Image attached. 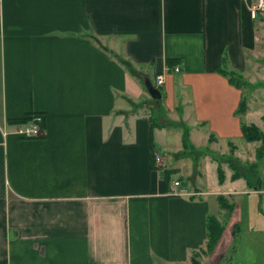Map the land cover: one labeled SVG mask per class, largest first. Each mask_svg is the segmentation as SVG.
<instances>
[{
    "label": "crops",
    "instance_id": "obj_1",
    "mask_svg": "<svg viewBox=\"0 0 264 264\" xmlns=\"http://www.w3.org/2000/svg\"><path fill=\"white\" fill-rule=\"evenodd\" d=\"M252 3L0 0V264H189L205 249V198L234 196L241 179L264 217V13L252 19ZM218 68L263 89L241 118L242 91ZM156 75L158 101L142 95ZM164 115L188 137L203 131L209 148L225 143L238 164L250 160L251 173L239 167L249 178L232 173L225 186L223 173L210 192L204 163L195 197L181 178L167 184L154 163L166 162L155 140ZM26 116L42 117L41 137L11 134L8 121ZM241 123L263 133L254 158L232 142Z\"/></svg>",
    "mask_w": 264,
    "mask_h": 264
},
{
    "label": "rangeland",
    "instance_id": "obj_2",
    "mask_svg": "<svg viewBox=\"0 0 264 264\" xmlns=\"http://www.w3.org/2000/svg\"><path fill=\"white\" fill-rule=\"evenodd\" d=\"M129 68L133 69L131 66ZM151 80L152 77L150 76V81ZM262 90V88L253 87L242 89L247 108L248 103L252 102L255 95ZM144 92L145 94L142 95L146 97L147 92ZM150 103L152 104L151 108L155 107L154 109L164 112L162 107H158L156 104L157 102L151 101ZM256 107L257 106L253 105V109ZM156 114L158 116V113H154L155 124L157 122L159 123L158 119H156ZM243 115H241V117H243ZM163 120L164 123L169 124L163 127L165 129L164 132H159L155 136V140L159 148L165 152L166 162L161 157L159 164L156 166L165 173L167 171H174L170 174L171 178H181V188L190 193V197H195L198 194L197 192L202 189V185L199 182V173L204 163V170H202L204 175L203 185L208 191L215 192L221 189L218 182V166L226 176L228 183L225 186H228L230 183L229 176H231L233 172L226 166L229 165V160L231 161V154L226 153L227 146L225 143L221 142L216 150L213 149V147L209 148L204 135L202 136L203 131L201 133L199 130L200 133L197 134L190 132L189 137H187V146H184V131L183 128L179 127L180 124L170 123L171 121H168L165 115ZM156 126L158 125L156 124ZM261 135L263 137V133H261ZM232 142L239 148V154L241 156L243 151L244 155H251L246 158H254L253 147L255 144L247 143L243 138L236 139ZM206 161L210 162V164ZM249 164L250 160L245 165L239 164V167H246L251 170ZM239 171H241V169ZM227 176L229 178H227ZM241 180L245 181L244 179ZM242 181L237 182L240 184L233 188L238 193L232 197L224 196L228 204H234V208L237 211L236 217L239 218V220H237L239 226L233 227V224L231 223L232 225H230L229 223L230 216L233 212L227 216L226 211H220L218 202L214 197L208 196L205 198L209 205V214L215 216L222 222L224 231H229V233L224 234L223 232L224 235L221 237L212 253H204L203 255L206 257H203V255L200 257L199 254L197 259L199 264H264V217L257 211V208L259 209V199L257 195L239 193L242 190L249 191L251 188L249 185L246 186L243 184V186L241 184ZM189 264H191V262H189Z\"/></svg>",
    "mask_w": 264,
    "mask_h": 264
},
{
    "label": "trees",
    "instance_id": "obj_3",
    "mask_svg": "<svg viewBox=\"0 0 264 264\" xmlns=\"http://www.w3.org/2000/svg\"><path fill=\"white\" fill-rule=\"evenodd\" d=\"M170 67L172 68L174 66L173 63H169ZM173 69V68H172ZM216 72L218 74H220L221 76H223L227 82L233 86L234 88L241 90L244 88L249 87V85L247 84V82L238 74L228 71V70H224L223 68H218L216 69ZM159 91L161 92L162 95V91L161 89H159ZM162 98V96H161ZM247 111V107H246V99L245 96L242 94L240 102L238 104V108L235 111V115L237 117H240L241 115L245 114ZM31 120L30 116H26L23 118H19V119H13V120H9V124L10 125H22V124H27L29 123ZM241 133H242V138L248 142H256V141H262V135L261 132L258 131V129L254 126V125H246L244 123H241ZM183 142H184V146H187V137H188V129L185 128L184 130V134H183ZM214 140L213 136L209 138V142H212ZM264 142V141H263ZM230 150L233 152L234 148L230 145ZM232 154V153H231ZM231 161L229 160V168L233 171V175H232V180H238L241 177H245L246 179L249 178L248 174L244 175V173L240 172V168H239V164L238 162L232 158V156H230ZM229 158V159H230ZM242 168V167H241ZM251 170H247V173H251ZM174 171H167L165 173L164 176V180L167 184H169V181L171 179L170 174L173 173ZM217 174H218V182L219 184L223 183V172L221 170V168L218 166L217 167ZM217 201L219 204V207L221 210H224L227 212V216H229V214L232 212L233 209V205L232 204H228L223 196H218L217 197ZM205 226H206V242H205V249L202 254L204 253H212L213 250L215 249L216 245L218 244L219 240L221 239L223 232H224V225L222 224V222H220L215 216H207L206 217V221H205ZM199 257L198 253H195L192 255L191 257V262L192 264H199V262L197 261Z\"/></svg>",
    "mask_w": 264,
    "mask_h": 264
},
{
    "label": "built area",
    "instance_id": "obj_4",
    "mask_svg": "<svg viewBox=\"0 0 264 264\" xmlns=\"http://www.w3.org/2000/svg\"><path fill=\"white\" fill-rule=\"evenodd\" d=\"M264 13V0H253V3L250 6V16L252 19L257 18L258 14ZM173 71L175 73L179 72V68L176 66L173 68ZM164 84V76L163 75H156L155 77V86L156 88H161ZM43 119L41 116H34L31 118L30 122L27 124L22 125H16L14 129L12 130L11 134L14 136H18L22 139H35L41 137L43 130L41 128ZM4 136L7 135V133L3 134ZM161 157L157 156L154 158L155 165H158L160 162ZM157 167V166H156ZM172 193H175V190L180 183L178 181L172 182Z\"/></svg>",
    "mask_w": 264,
    "mask_h": 264
},
{
    "label": "water",
    "instance_id": "obj_5",
    "mask_svg": "<svg viewBox=\"0 0 264 264\" xmlns=\"http://www.w3.org/2000/svg\"><path fill=\"white\" fill-rule=\"evenodd\" d=\"M144 86H145V89L148 95L150 96L152 100L158 101L161 99V96H162L161 92L157 88L153 87V85L150 83L148 79H145Z\"/></svg>",
    "mask_w": 264,
    "mask_h": 264
}]
</instances>
